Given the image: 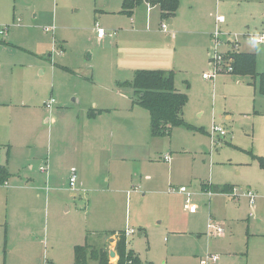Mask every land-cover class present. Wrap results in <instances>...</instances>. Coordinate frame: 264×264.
<instances>
[{"label":"rangeland","instance_id":"rangeland-1","mask_svg":"<svg viewBox=\"0 0 264 264\" xmlns=\"http://www.w3.org/2000/svg\"><path fill=\"white\" fill-rule=\"evenodd\" d=\"M121 2L0 0V166L8 163L10 173L0 184V264H74L75 246L115 251L118 236L110 235L126 229L134 231L127 247L143 264H199L207 256L217 257L209 264H264V171L255 159L264 158V97L233 72L203 79L215 32L219 52L239 44L256 54V72L264 73V43L246 40L264 34V0H179L172 20L143 6L131 19ZM216 16L224 22L216 25ZM97 27L106 33L102 41ZM139 69L174 71V85L187 96L182 118L195 130L150 135L147 110L128 85L116 86ZM51 97L56 104L42 112ZM93 105L108 109L101 121L114 131L125 163L104 162L109 183L86 181L72 197L39 166L47 158L52 168L72 166L55 146L65 147L78 124L83 132L82 114ZM213 126L226 135L212 145ZM94 143L79 141L80 159ZM210 186H230V193L208 192ZM181 187L196 206L189 212L174 191ZM213 225L224 234L213 235Z\"/></svg>","mask_w":264,"mask_h":264},{"label":"trees","instance_id":"trees-1","mask_svg":"<svg viewBox=\"0 0 264 264\" xmlns=\"http://www.w3.org/2000/svg\"><path fill=\"white\" fill-rule=\"evenodd\" d=\"M146 3L151 7L157 6L162 20L176 15L179 0H122L121 12L131 15L133 10ZM231 58L232 74L249 77L252 85H257L258 92L264 97V73L256 72V54L253 52L234 51L228 54ZM128 86L133 90L135 104L147 110L149 114V131L152 137H169L173 129H194L182 118L187 96L178 92L174 87V73L160 70H136ZM259 167L264 170V158L255 157ZM8 178V173L0 168V184ZM205 188V186H203ZM228 189H221L220 193ZM215 191H213L214 193ZM117 235L115 247L116 262L110 261L105 248L96 249L91 246H75L73 249L74 264H88L89 258L94 264H143L138 255L127 247L124 233ZM152 264V263H147Z\"/></svg>","mask_w":264,"mask_h":264},{"label":"crops","instance_id":"crops-1","mask_svg":"<svg viewBox=\"0 0 264 264\" xmlns=\"http://www.w3.org/2000/svg\"><path fill=\"white\" fill-rule=\"evenodd\" d=\"M141 6L145 7L146 12H149V14L151 12L155 11L159 16V19L162 20L160 18L159 9L157 6L151 7L146 3H142L138 7H141ZM134 10H133L132 14L130 15L131 19H133ZM176 15H177V13H176ZM176 15L174 17H176ZM174 17L169 18V19L172 20V19H174ZM215 23H216V21H215ZM216 25H219V24L216 23ZM162 33L165 35H168L169 34L168 28H167L166 33H164V32H162ZM114 36H115V34H114ZM105 37H107V36H105ZM104 38L98 39V40L102 41V40H104ZM238 47L239 48L237 51H239V52H250L251 53V51L243 50L242 48H240L239 44H238ZM225 51L226 50L224 49L222 52H225ZM154 68H162V67L157 66ZM139 70H150V69H139ZM151 70H160V69H151ZM160 71H172L174 73L173 70H160ZM133 73H134V71H133ZM230 75L233 77H238V76H235L233 74H230ZM132 77H133V75H132ZM127 83H128L127 81L126 82H119L118 81L116 83V86L117 87H119V86L125 87L128 85ZM237 83H241L240 77H238ZM128 87L130 88V86H128ZM174 87L178 92L183 93L175 85H174ZM131 91L133 93L132 89H131ZM73 101L77 103L76 99H73ZM55 104H56V101L54 102L53 106ZM44 109L46 110L45 106L42 107V110H43L42 112H47L50 114V111H48V110L44 111ZM66 109H67L66 106H62V107L54 109V111H52V114H55L56 117H52L51 120L55 121V119L58 116L56 114H60L61 111H64ZM106 112H108V109H99V108H96L95 105H93L92 108H90V109L89 108L86 109L84 111V113L82 114L83 115L81 117L82 120L80 121L81 122L80 126L81 125L83 126V132H80L78 130V126H79V124H78L76 126V128H73L70 130L69 135H68L67 140H66V143H65V147H63L62 143L59 146L58 145L55 146L56 151H58L59 153L61 152V150L64 151L65 154H64L63 159L71 158V159H73V162H72V166L70 168H65L63 166H60V168H55V167L52 168V166H55V165L52 161H50L49 158H47L42 163V165L39 166V170L41 172L45 171V174L47 175L46 180L48 181V183L55 182V181L62 182L61 186L64 187L65 189L70 190L72 197H75L77 193L83 192L82 188L85 185L86 181H93V180L102 178V181H105L106 184L109 183L108 176H104L102 174V167L104 165V162L108 161L111 163L112 161H115V162H121L124 164L125 163V155H123L122 152L117 151L116 146H120V145L117 144L114 140V131L111 129V126H108V124L101 121L102 116L105 115ZM182 115H183V112H182ZM229 119H230V117H229V115H227L226 120H229ZM187 124H189V123H187ZM189 125H191V124H189ZM174 130L175 129H173L172 132ZM172 132H171V135L169 136V138L173 135ZM89 137L95 139V143L93 144L94 147L92 149V153L90 156H87L83 159H80L79 158L80 157V155H79L80 146H78L79 141L83 138L87 139ZM122 138H118V140H123ZM7 146L9 147V145H7ZM6 162H8V160ZM7 165H8V163H7ZM7 165L5 164V166H0V168L3 167L6 170V172L8 173V177H9L10 173H9ZM31 167H32V165H29V168H31ZM71 169H74L75 174H76V182H75V186L73 189H70L68 186V179L70 176ZM203 186H205V184ZM229 187L230 186L219 187V188L215 187V190H213L212 186L207 187V188L212 193H213V191H215L214 193H220L219 191L221 189H224V188L229 189ZM202 190L205 191V189L203 187H202ZM193 207L196 208V206L194 204H193ZM139 235H142V232L139 233ZM110 236H113V235H110ZM112 241H113V239H110V242H112ZM101 248H105V249L108 248L107 244L103 245V247H101ZM108 253H109V249H108Z\"/></svg>","mask_w":264,"mask_h":264},{"label":"built area","instance_id":"built-area-1","mask_svg":"<svg viewBox=\"0 0 264 264\" xmlns=\"http://www.w3.org/2000/svg\"><path fill=\"white\" fill-rule=\"evenodd\" d=\"M215 21L217 24L223 23L224 18L222 16H216ZM49 29H45V32H49ZM161 31L166 33L167 32V27L162 24L161 25ZM106 36V33L103 29L101 28H96V37L97 39H103ZM109 37L114 36V34H109ZM214 54L212 56V69L209 73L203 75V79L205 80H211L214 79L215 76L220 73L221 71L223 72H232V67L230 65L231 58L227 57L228 54H225L223 52L218 51V47L223 45V43L220 41L218 32H215L214 35ZM246 40L254 45L264 43V34H256V35H247ZM238 44V43H237ZM54 99H49L45 102V108L48 111H51L53 104H54ZM226 135V132L224 131L223 128L213 126L212 128V133L210 134L212 145L216 143L217 139H220V137H224ZM164 160H169V156L166 155L164 156ZM76 182V174L75 170L71 169L70 176L68 179V186L70 189H73L75 186ZM177 192L179 195L184 196V201L182 203V208L186 211H191L193 207L192 203V197L191 194L187 192L186 188L181 187L178 190H174ZM210 192V191H208ZM211 193H209L210 196ZM247 197L250 200V203H254V195L251 192H247ZM212 233L213 235H218L222 236L224 234V231L216 225L211 226ZM125 238L129 237L130 235L134 234V231L132 229H126L124 232ZM217 257L216 256H207L205 259L200 260L199 264H209L211 262H216Z\"/></svg>","mask_w":264,"mask_h":264},{"label":"water","instance_id":"water-1","mask_svg":"<svg viewBox=\"0 0 264 264\" xmlns=\"http://www.w3.org/2000/svg\"><path fill=\"white\" fill-rule=\"evenodd\" d=\"M138 236H139V234H138ZM115 255H116V254H115V252H114L113 250H110L109 253H108V257H109V259L114 258Z\"/></svg>","mask_w":264,"mask_h":264}]
</instances>
